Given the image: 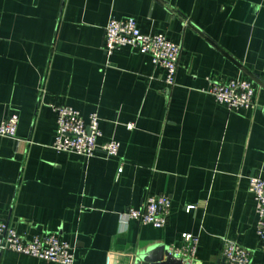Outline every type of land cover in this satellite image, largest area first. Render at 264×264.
<instances>
[{
    "label": "crops",
    "instance_id": "1",
    "mask_svg": "<svg viewBox=\"0 0 264 264\" xmlns=\"http://www.w3.org/2000/svg\"><path fill=\"white\" fill-rule=\"evenodd\" d=\"M128 17L181 46L174 85L135 48L108 56V21ZM208 76L251 80L255 105L217 102ZM56 105L97 112L118 155L57 152ZM11 113L21 141L0 135V220L27 240L54 232L75 264H127L191 232L195 264H221L224 238L264 264L249 190L264 178V0H0V122ZM154 194L171 199L165 227L125 218ZM0 264L59 263L0 250Z\"/></svg>",
    "mask_w": 264,
    "mask_h": 264
},
{
    "label": "built area",
    "instance_id": "2",
    "mask_svg": "<svg viewBox=\"0 0 264 264\" xmlns=\"http://www.w3.org/2000/svg\"><path fill=\"white\" fill-rule=\"evenodd\" d=\"M130 46L151 57L155 66L165 70V82L172 86L180 63L181 46L165 34H148L142 32L134 17L124 19L110 18L105 27V51L110 56L115 50ZM209 92L217 102L229 109H248L255 105L256 87L253 82L243 77H232L226 80L207 77ZM57 130L52 147L57 152L75 153L87 158L102 152L116 156L120 142L116 139L102 144L98 139L103 135L100 128V116L97 112L90 114L86 121L79 110L69 105H56ZM19 116L9 114L0 122V135L20 142L17 137ZM134 128L133 123L127 124ZM249 190L257 202L258 222L256 234L264 250V178L255 174L249 178ZM171 199L166 194L150 195L140 208H129L125 213L127 220H136L142 224H151L157 228L165 227L171 214ZM187 206V210L194 209ZM180 246H169L168 251L181 264H195L199 237L191 232L182 234ZM0 250L33 256L45 262L75 264L73 246L62 240L57 233L48 232L35 235L27 240L4 220H0ZM251 252L233 239L223 240L221 264H250Z\"/></svg>",
    "mask_w": 264,
    "mask_h": 264
},
{
    "label": "water",
    "instance_id": "3",
    "mask_svg": "<svg viewBox=\"0 0 264 264\" xmlns=\"http://www.w3.org/2000/svg\"><path fill=\"white\" fill-rule=\"evenodd\" d=\"M127 264H181L178 260L174 258L168 251L159 254H144L135 258H129Z\"/></svg>",
    "mask_w": 264,
    "mask_h": 264
}]
</instances>
